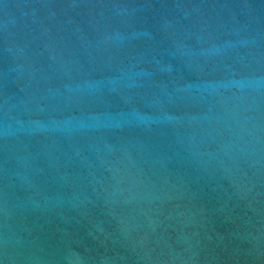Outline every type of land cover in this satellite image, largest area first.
Returning a JSON list of instances; mask_svg holds the SVG:
<instances>
[{"label": "water", "instance_id": "1", "mask_svg": "<svg viewBox=\"0 0 264 264\" xmlns=\"http://www.w3.org/2000/svg\"><path fill=\"white\" fill-rule=\"evenodd\" d=\"M0 264H264V0H0Z\"/></svg>", "mask_w": 264, "mask_h": 264}]
</instances>
